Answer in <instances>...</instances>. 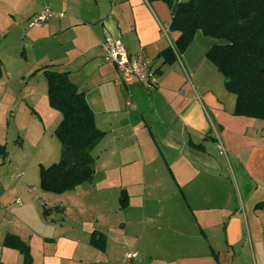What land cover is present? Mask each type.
Listing matches in <instances>:
<instances>
[{
  "label": "crops",
  "instance_id": "1",
  "mask_svg": "<svg viewBox=\"0 0 264 264\" xmlns=\"http://www.w3.org/2000/svg\"><path fill=\"white\" fill-rule=\"evenodd\" d=\"M45 8L54 16L29 27ZM170 22L161 1L0 0V79L18 82L0 98V264H22L6 235L28 246L31 264H121L130 249L136 264H264V122L233 115L236 97L206 58L223 41L197 31L163 64L179 37ZM105 31L151 61L154 90L121 82L103 59ZM12 45L20 52L8 57ZM45 69L67 73L104 132L93 180L62 194L39 187L38 166L59 160L62 120Z\"/></svg>",
  "mask_w": 264,
  "mask_h": 264
},
{
  "label": "trees",
  "instance_id": "2",
  "mask_svg": "<svg viewBox=\"0 0 264 264\" xmlns=\"http://www.w3.org/2000/svg\"><path fill=\"white\" fill-rule=\"evenodd\" d=\"M148 1L165 3L171 15L169 30L179 32L178 39L159 54L163 64L179 60L197 31L223 41L213 45L206 58L223 76L224 88L236 97L233 115L264 122V0ZM42 74L49 106L62 120L53 132L60 144L59 160L38 166L39 187L46 193L62 194L93 180L91 152L104 132L95 126L92 111L67 73L45 69ZM125 206L124 194L120 207ZM47 212L43 209V216ZM90 244L103 250L104 241L97 233L91 235ZM3 247L16 250L22 264H31L29 248L18 237L6 235Z\"/></svg>",
  "mask_w": 264,
  "mask_h": 264
},
{
  "label": "built area",
  "instance_id": "3",
  "mask_svg": "<svg viewBox=\"0 0 264 264\" xmlns=\"http://www.w3.org/2000/svg\"><path fill=\"white\" fill-rule=\"evenodd\" d=\"M52 16L54 13L45 8L29 19L28 26H38ZM58 16L61 17L62 14L59 13ZM100 49L104 61L114 66L124 85L138 83L145 90H154L157 87V71L152 67L151 61L141 53L129 54L122 43L112 39L106 31ZM127 106L130 107L131 104L127 102ZM136 257L137 252L130 249L125 252L121 264H136Z\"/></svg>",
  "mask_w": 264,
  "mask_h": 264
},
{
  "label": "rangeland",
  "instance_id": "4",
  "mask_svg": "<svg viewBox=\"0 0 264 264\" xmlns=\"http://www.w3.org/2000/svg\"><path fill=\"white\" fill-rule=\"evenodd\" d=\"M15 37H17L16 35H15V33H10L9 34V36H8V39L9 40H11V39H15ZM9 48V47H8ZM11 48L12 49H9L8 51H7V56L8 57H11L12 55H14L15 53V50H16V54L18 53V52H20V48H17V49H15L14 50V45H12L11 46ZM107 63V62H106ZM24 67V66H23ZM23 67H19V70L17 69V70H15V71H20L21 70V72L24 70V68ZM28 66H27V68H26V70H25V72H27V70H28ZM14 71V72H15ZM0 78H1V75H0ZM18 84V82L17 83H13V82H11V83H6V82H4V78L1 80L0 79V98H1V96H2V94L1 93H3V92H5V90L7 89V91H12L13 90V88H14V90H15V88H16V85ZM1 107H3L2 106V103H1V106H0V111H1ZM6 113V117H5V119H4V123L6 124L8 121H10L11 120V117H9V115L8 114H10V113H8L7 111L5 112ZM12 114V113H11ZM12 116V118H13V114L11 115ZM2 117L0 116V123L2 122ZM10 126H11V121H10V124H9ZM13 136V134H11L10 135V132H9V134H8V137H7V139L6 140H8L7 141V143H8V145L9 146H12L13 144H14V140H15V138L13 139H10V137H12ZM1 146H6V150L10 153V148L6 145V143L5 142H2V144H1ZM11 153H12V151H11ZM2 157V156H1ZM22 167H23V165H21V166H15L14 168H13V172H15L16 170L17 171H20L21 169H22Z\"/></svg>",
  "mask_w": 264,
  "mask_h": 264
}]
</instances>
